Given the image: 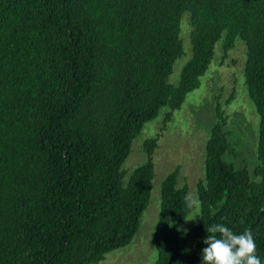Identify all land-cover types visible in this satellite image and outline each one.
Returning a JSON list of instances; mask_svg holds the SVG:
<instances>
[{"label":"trees","instance_id":"1","mask_svg":"<svg viewBox=\"0 0 264 264\" xmlns=\"http://www.w3.org/2000/svg\"><path fill=\"white\" fill-rule=\"evenodd\" d=\"M186 13L192 58L174 85ZM238 38L260 116L259 163L251 172L225 159L218 104L197 185L201 219L186 236L177 231L191 212L178 166L162 185L154 264H200L217 223L250 229L264 264V0H0V264H100L130 245L150 205L161 135L144 142L147 161L127 178L134 140L164 108L166 130L217 43L225 60Z\"/></svg>","mask_w":264,"mask_h":264},{"label":"rangeland","instance_id":"2","mask_svg":"<svg viewBox=\"0 0 264 264\" xmlns=\"http://www.w3.org/2000/svg\"><path fill=\"white\" fill-rule=\"evenodd\" d=\"M189 13L182 18L181 38L185 54L179 58L170 76V82L178 85L184 66L192 58ZM247 48L237 39L235 48L223 59L222 41L216 45L214 59L201 78L198 89L188 94L182 108L174 112L166 130H161L167 108L158 117L146 123L141 134L134 140L132 153L123 165L129 175L147 161L144 142L161 135L159 148L154 153L155 177L150 205L145 211L140 228L130 245L109 253L100 264H154L158 252L154 243L161 206L162 185L167 175L178 166L181 168L178 187L187 184L189 192L198 198L197 185L204 178L206 143L212 127L217 123L216 108L219 104L228 118L226 130L230 132L231 151L226 155L228 162L237 168L247 167L251 172L259 161L257 147L260 116L252 104L245 84ZM188 192V193H189ZM199 199V198H198ZM196 216V217H195ZM194 220H189L193 219ZM201 219V207L192 209L180 226L191 229Z\"/></svg>","mask_w":264,"mask_h":264},{"label":"clouds","instance_id":"3","mask_svg":"<svg viewBox=\"0 0 264 264\" xmlns=\"http://www.w3.org/2000/svg\"><path fill=\"white\" fill-rule=\"evenodd\" d=\"M183 203L189 210L201 207V201L190 192L183 197ZM177 231L186 236L189 230L177 226ZM206 233L202 240L206 247L201 250L200 264H262L250 229L234 233L226 225L217 223L206 228Z\"/></svg>","mask_w":264,"mask_h":264}]
</instances>
